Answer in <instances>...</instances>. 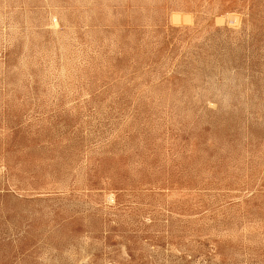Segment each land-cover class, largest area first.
I'll use <instances>...</instances> for the list:
<instances>
[{"label":"rangeland","instance_id":"374dc122","mask_svg":"<svg viewBox=\"0 0 264 264\" xmlns=\"http://www.w3.org/2000/svg\"><path fill=\"white\" fill-rule=\"evenodd\" d=\"M0 264H264V0H0Z\"/></svg>","mask_w":264,"mask_h":264}]
</instances>
